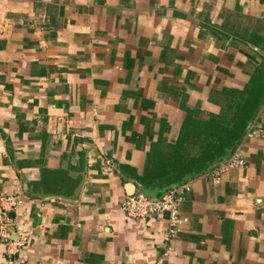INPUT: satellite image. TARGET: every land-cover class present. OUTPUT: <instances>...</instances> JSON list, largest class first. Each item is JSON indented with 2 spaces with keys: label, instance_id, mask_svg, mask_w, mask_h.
I'll use <instances>...</instances> for the list:
<instances>
[{
  "label": "crops",
  "instance_id": "crops-1",
  "mask_svg": "<svg viewBox=\"0 0 264 264\" xmlns=\"http://www.w3.org/2000/svg\"><path fill=\"white\" fill-rule=\"evenodd\" d=\"M260 63L264 0H0V264H264ZM185 184L171 236L121 211Z\"/></svg>",
  "mask_w": 264,
  "mask_h": 264
},
{
  "label": "built area",
  "instance_id": "built-area-1",
  "mask_svg": "<svg viewBox=\"0 0 264 264\" xmlns=\"http://www.w3.org/2000/svg\"><path fill=\"white\" fill-rule=\"evenodd\" d=\"M244 163L245 161L241 154L236 152L228 160L216 165L212 170V173L214 174L215 179L219 180L222 173L233 168H240ZM189 190V184L174 187L165 192L159 200H152L142 193H135L126 196L121 201L120 208L128 218L137 220L151 218L157 214H167L169 221L168 233L171 236L176 232L177 228L186 221V219L181 216L180 203L183 191ZM5 200L12 205L18 204L13 197ZM5 219L9 220L7 214H5Z\"/></svg>",
  "mask_w": 264,
  "mask_h": 264
},
{
  "label": "trees",
  "instance_id": "trees-1",
  "mask_svg": "<svg viewBox=\"0 0 264 264\" xmlns=\"http://www.w3.org/2000/svg\"><path fill=\"white\" fill-rule=\"evenodd\" d=\"M226 92L237 99L235 100L237 112L234 118L228 120L222 128L229 143L231 138L242 134L261 101L264 92V63L256 66L249 84L242 92L236 90H226Z\"/></svg>",
  "mask_w": 264,
  "mask_h": 264
},
{
  "label": "water",
  "instance_id": "water-1",
  "mask_svg": "<svg viewBox=\"0 0 264 264\" xmlns=\"http://www.w3.org/2000/svg\"><path fill=\"white\" fill-rule=\"evenodd\" d=\"M135 193H142V194L148 196V197H149L150 199H152V200H159V199H160V198H158V199H154V198H152L151 196H149L148 194H146V193L143 192V191H137V192H134V193H132V194H135ZM132 194H130V195H132Z\"/></svg>",
  "mask_w": 264,
  "mask_h": 264
}]
</instances>
